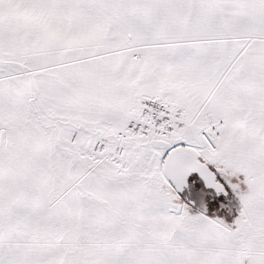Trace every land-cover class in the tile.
<instances>
[{
  "label": "snow or ice",
  "instance_id": "6c2138e0",
  "mask_svg": "<svg viewBox=\"0 0 264 264\" xmlns=\"http://www.w3.org/2000/svg\"><path fill=\"white\" fill-rule=\"evenodd\" d=\"M0 264H264V0H0Z\"/></svg>",
  "mask_w": 264,
  "mask_h": 264
}]
</instances>
